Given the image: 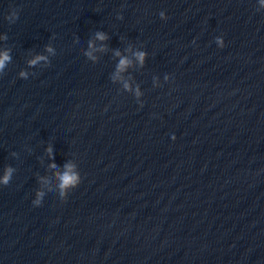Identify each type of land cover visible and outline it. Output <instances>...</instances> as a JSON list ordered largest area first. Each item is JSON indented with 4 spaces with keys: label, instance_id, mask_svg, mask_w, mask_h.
Instances as JSON below:
<instances>
[{
    "label": "clouds",
    "instance_id": "clouds-1",
    "mask_svg": "<svg viewBox=\"0 0 264 264\" xmlns=\"http://www.w3.org/2000/svg\"><path fill=\"white\" fill-rule=\"evenodd\" d=\"M261 6L264 7V0H261ZM159 16L162 20H166L168 17L166 16L165 12L161 11L159 13ZM10 23H14L16 19H18V15L16 13H13L12 16L8 17ZM118 19H123L121 15H118ZM96 38L103 41L107 39V36L103 32H97ZM216 44L218 47L223 48L225 46V42L223 37H217L216 38ZM89 48H92L93 45L91 42L88 44ZM103 50V49H101ZM46 51L49 53H53L54 50L51 46H46ZM86 56H88L90 59L95 60V57L92 55L91 52H86ZM116 55L119 56L120 53L117 51ZM136 59L140 62L141 65H143L146 53L142 51H138L135 53ZM11 61V56L9 55V50H4L3 52H0V73L3 72L6 65ZM41 61H47V57L44 55H37L35 58L28 61L29 67H34ZM131 64V61L127 59L126 57H121L119 60V64L117 65V76L120 72H123L129 65ZM20 77L23 79H27L28 74L27 72H20ZM167 79V77H165ZM125 88L128 89L129 86L125 84ZM142 95V93L137 88L136 90V96L139 97ZM142 106V103H141ZM175 136H172V139L175 140ZM49 154L51 155L52 149L49 147L47 149ZM50 167L55 168L56 165L53 163L50 165ZM65 171L58 173V188H59V194L63 200H66L69 194V190H73L77 188L81 183V176L79 173L73 171V166L70 164L65 165ZM14 172V169L11 166H8L5 168L4 175L2 178H0V184L7 186L10 183L12 173ZM43 192H37L36 193V199L32 202L34 206H40L41 205V198L43 197Z\"/></svg>",
    "mask_w": 264,
    "mask_h": 264
}]
</instances>
